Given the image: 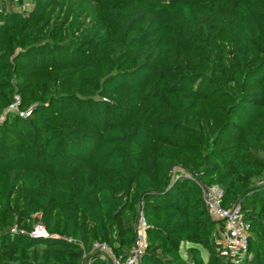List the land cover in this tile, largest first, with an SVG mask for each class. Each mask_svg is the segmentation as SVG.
<instances>
[{"label": "trees", "instance_id": "obj_1", "mask_svg": "<svg viewBox=\"0 0 264 264\" xmlns=\"http://www.w3.org/2000/svg\"><path fill=\"white\" fill-rule=\"evenodd\" d=\"M28 1L0 6V264L124 261L140 214L138 264H264V0Z\"/></svg>", "mask_w": 264, "mask_h": 264}, {"label": "built area", "instance_id": "obj_2", "mask_svg": "<svg viewBox=\"0 0 264 264\" xmlns=\"http://www.w3.org/2000/svg\"><path fill=\"white\" fill-rule=\"evenodd\" d=\"M11 109H16V107L7 110ZM4 114V112L0 114V122L4 119ZM201 190L202 200L208 209L209 215L215 221L222 223L216 239L218 254L222 258L233 262L244 259L247 255V226L242 219L239 206L233 205L229 208H223L221 206L223 191L218 185L202 186ZM145 228L146 222L140 214L135 225V242L124 261L114 256L104 244L95 242L93 248L106 253L111 264H138L146 247ZM12 230L15 231V227ZM29 235L35 238L48 236L40 222L34 224Z\"/></svg>", "mask_w": 264, "mask_h": 264}, {"label": "rangeland", "instance_id": "obj_3", "mask_svg": "<svg viewBox=\"0 0 264 264\" xmlns=\"http://www.w3.org/2000/svg\"><path fill=\"white\" fill-rule=\"evenodd\" d=\"M29 1L28 0H0V6L1 7H14L17 9H22L24 7H28ZM182 253V249H181ZM206 252L202 250V257L205 261L206 259Z\"/></svg>", "mask_w": 264, "mask_h": 264}, {"label": "crops", "instance_id": "obj_4", "mask_svg": "<svg viewBox=\"0 0 264 264\" xmlns=\"http://www.w3.org/2000/svg\"><path fill=\"white\" fill-rule=\"evenodd\" d=\"M221 226H222V223L221 222H218V224H217V235L219 233V230H220ZM185 248H186V245L181 246V249H182V253L181 254L182 255H185ZM181 249H180V252H181ZM201 254H202V250H201ZM206 254H207V252H206ZM206 259H207V255H206ZM206 259H205V261H206Z\"/></svg>", "mask_w": 264, "mask_h": 264}]
</instances>
